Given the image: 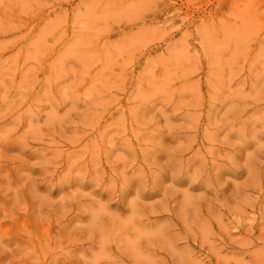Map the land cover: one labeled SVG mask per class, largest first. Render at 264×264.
I'll use <instances>...</instances> for the list:
<instances>
[{
  "label": "rangeland",
  "instance_id": "obj_1",
  "mask_svg": "<svg viewBox=\"0 0 264 264\" xmlns=\"http://www.w3.org/2000/svg\"><path fill=\"white\" fill-rule=\"evenodd\" d=\"M0 264H264V0H0Z\"/></svg>",
  "mask_w": 264,
  "mask_h": 264
}]
</instances>
